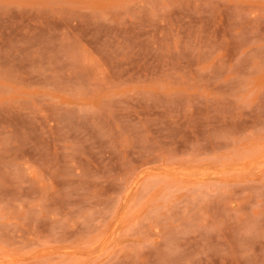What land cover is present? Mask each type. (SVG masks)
<instances>
[{
  "label": "rangeland",
  "instance_id": "1",
  "mask_svg": "<svg viewBox=\"0 0 264 264\" xmlns=\"http://www.w3.org/2000/svg\"><path fill=\"white\" fill-rule=\"evenodd\" d=\"M0 264H264V0H0Z\"/></svg>",
  "mask_w": 264,
  "mask_h": 264
}]
</instances>
